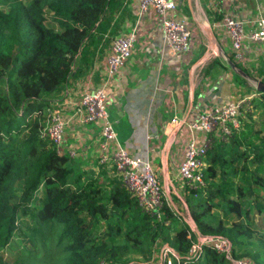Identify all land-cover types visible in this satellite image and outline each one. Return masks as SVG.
Returning a JSON list of instances; mask_svg holds the SVG:
<instances>
[{
    "label": "trees",
    "instance_id": "16d2710c",
    "mask_svg": "<svg viewBox=\"0 0 264 264\" xmlns=\"http://www.w3.org/2000/svg\"><path fill=\"white\" fill-rule=\"evenodd\" d=\"M117 0H0V264H134L169 245L172 264H232L197 241L188 222L164 204L159 219L139 207L115 168L60 151L41 136L65 84L87 74L112 32ZM254 115L205 157L204 186L188 191L202 236H223L236 259L264 264V93ZM23 247L4 259L15 237ZM256 246V247H255ZM158 247V250L155 249ZM141 264V263H136Z\"/></svg>",
    "mask_w": 264,
    "mask_h": 264
},
{
    "label": "crops",
    "instance_id": "0c3cea01",
    "mask_svg": "<svg viewBox=\"0 0 264 264\" xmlns=\"http://www.w3.org/2000/svg\"><path fill=\"white\" fill-rule=\"evenodd\" d=\"M174 1L178 10L172 16L183 18L192 32L191 52L182 61L173 58L164 46L159 20L152 11L139 16V0H117L111 14L112 32L89 63L87 74L75 78L73 73L61 97L51 105V110L59 109L70 118L83 94L102 86L113 40L138 24L132 57L108 87L107 105L121 146L136 158L151 160L164 190L171 195L176 190L173 177L178 179L185 144L182 126L196 119L201 110L227 104L243 91L259 96L257 82L264 83L263 48L247 43L246 61L235 63L231 42L222 27L225 15L232 14L253 30L250 22L264 15V0ZM173 118L179 123L172 124ZM67 133L85 142L78 158L87 162V169L96 171L99 126L70 123ZM71 144L66 138L64 149L69 151Z\"/></svg>",
    "mask_w": 264,
    "mask_h": 264
},
{
    "label": "built area",
    "instance_id": "2783aa9c",
    "mask_svg": "<svg viewBox=\"0 0 264 264\" xmlns=\"http://www.w3.org/2000/svg\"><path fill=\"white\" fill-rule=\"evenodd\" d=\"M139 7V16H145L151 11L154 13L159 20L164 46L169 49L173 58L182 61L191 52L192 32L183 18L172 16L178 10L177 3L174 0H139ZM250 23L254 25L253 30L248 29L247 22L232 14H226L222 20V27L231 42L233 59L237 64L246 61L247 43L260 45L264 50V15H259ZM137 32L138 24L129 30L126 29L124 34L113 40L111 51L105 60L106 74L102 86L95 91L84 93L78 108L70 118L59 109L48 110L49 120L41 131V136L49 139L61 151L70 123L80 126L98 125L100 163L115 168L125 188L137 199L139 207L160 219L166 203L185 219L179 212H183L184 208L181 206L182 210H176L179 201L173 194L168 196L164 190L155 172L154 163L149 159L136 158L123 148L110 120L107 90L115 83L118 74L131 59L137 42ZM254 96L246 95L243 91L238 98L227 104L201 110L196 119L182 126L185 144L178 166V179L183 186L176 192L187 195L188 191L204 186L205 157L213 146L215 137L226 142L234 132L241 130V118L250 108ZM178 123V118H173L172 124ZM173 128L172 125L169 131L167 130L168 134ZM68 154L72 158L77 157L78 150L71 148ZM185 207L188 208L187 203ZM188 224L192 228V224L190 222ZM205 248L225 255L232 264H255L249 258L236 259L233 256L232 242L223 236L198 237L190 250V256L185 259L198 257ZM173 257L179 259L177 253L167 244L159 248L155 260L158 258L160 264H172ZM145 263L155 264L153 261Z\"/></svg>",
    "mask_w": 264,
    "mask_h": 264
},
{
    "label": "rangeland",
    "instance_id": "374dc122",
    "mask_svg": "<svg viewBox=\"0 0 264 264\" xmlns=\"http://www.w3.org/2000/svg\"><path fill=\"white\" fill-rule=\"evenodd\" d=\"M259 96H257V97H254V99H252V101H251V103H250V108L248 109V111L247 112H245L244 114H243V116L245 117V118H249V116H252V115H254L255 117H258V114H259V112L258 111H255L254 110V107L256 106V104H258V102H259ZM242 119V118H241ZM76 126H80V125H77V124H75ZM88 125H94V124H88ZM73 136V140L71 139V137ZM66 138H67V140L69 141V144H71L72 146H73V148H76L77 150H78V152H80V151H82V148L84 147L82 144H85V142L84 141H79V139H77L76 137H75V135L74 134H72V135H68V133L66 134V137H65V141H66ZM164 139L163 140H161V141H159L161 144H163L164 143ZM87 143V142H86ZM144 154V153H143ZM143 154H141V155H143ZM140 155V154H139ZM82 157V156H81ZM74 158H78V156L77 157H74ZM80 158V157H79ZM79 160H82V159H79ZM82 161H84V160H82ZM85 162V161H84ZM99 163H100V161H99ZM101 164V163H100ZM84 166V168H87V162H85V164H83ZM106 166V165H105ZM174 178V185H175V188H174V190L176 189V190H179V189H181V187L183 186V184H182V182L179 180V179H175V177H173ZM177 180V181H176ZM176 190H175V192L173 193V195H174V198L176 199V200H178L179 201V203L181 204H179V203H177V205L179 206V207H176V210H182L183 208V212H181V211H179L181 214H183V216L185 217V219L188 221V222H190L191 224H192V226H194V222H193V220H192V218H191V216H190V212H188V208H186L185 207V205L184 204H186V195L185 194H181V193H178V192H176ZM182 192V191H181ZM172 193V192H171ZM168 196H172L171 194H168ZM181 206L183 207V208H181ZM173 207V206H172ZM256 221H257V226H258V228L256 229L257 230V232H256V235H258V236H261L262 238H263V240H264V220H262V219H260V218H258V217H256ZM21 240H22V238H21V236H17V237H15V244H14V247H12V249H9V250H7V251H5V252H3V254H4V256H5V258L4 259H7V258H15V257H17V256H19L20 254H21V251L19 250V249H21L22 247H23V243L21 242ZM256 247V246H255ZM158 250V247L155 249V251H157ZM158 253H155L153 256L156 258V255H157ZM136 258H138L137 259V261L138 262H134V264H136V263H141V264H146L145 262L143 263V261H144V257H141V256H136ZM248 259V258H247ZM154 262V261H153ZM155 264H160L159 262H154Z\"/></svg>",
    "mask_w": 264,
    "mask_h": 264
},
{
    "label": "water",
    "instance_id": "95a60500",
    "mask_svg": "<svg viewBox=\"0 0 264 264\" xmlns=\"http://www.w3.org/2000/svg\"><path fill=\"white\" fill-rule=\"evenodd\" d=\"M257 91L261 94L264 93V83L262 82H257V87H256ZM193 231L197 234L198 237H202V234L199 232V230L197 229V227L194 225L192 226Z\"/></svg>",
    "mask_w": 264,
    "mask_h": 264
},
{
    "label": "flooded vegetation",
    "instance_id": "af4514ba",
    "mask_svg": "<svg viewBox=\"0 0 264 264\" xmlns=\"http://www.w3.org/2000/svg\"><path fill=\"white\" fill-rule=\"evenodd\" d=\"M193 230V229H192Z\"/></svg>",
    "mask_w": 264,
    "mask_h": 264
}]
</instances>
